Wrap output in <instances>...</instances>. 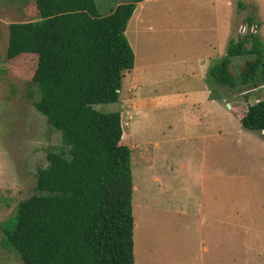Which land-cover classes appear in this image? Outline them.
<instances>
[{
	"label": "rangeland",
	"instance_id": "374dc122",
	"mask_svg": "<svg viewBox=\"0 0 264 264\" xmlns=\"http://www.w3.org/2000/svg\"><path fill=\"white\" fill-rule=\"evenodd\" d=\"M32 1L0 0V222L12 219L19 203L37 194L38 169L48 164V152L63 147L60 133L33 105L39 98L37 86L6 71L8 26L28 19L23 9ZM130 1L95 0L104 15ZM250 31L264 46V0H141L129 22L125 33L135 54L141 96L187 92L203 84L213 91L207 105L132 110L123 103L134 73L130 70L119 101L95 106L125 112L132 149L135 264H175L187 255V241L177 245L176 235L169 237L176 231L170 222L198 219L246 221L263 234L257 237L250 229L242 243L234 240L229 247L220 240L216 252L196 245L190 253L197 257L196 264H264V137L240 127L231 110L264 100V81L230 86L216 84L209 75L229 45ZM251 58L236 56L230 65L238 73ZM209 110L217 127L227 128L215 140V179L209 176L207 161L206 177H200L198 161L200 152L214 143L200 138L208 133L204 127H214ZM193 228L185 230L196 231ZM0 264H23L1 229Z\"/></svg>",
	"mask_w": 264,
	"mask_h": 264
},
{
	"label": "trees",
	"instance_id": "16d2710c",
	"mask_svg": "<svg viewBox=\"0 0 264 264\" xmlns=\"http://www.w3.org/2000/svg\"><path fill=\"white\" fill-rule=\"evenodd\" d=\"M139 2L104 15L95 0H33L23 9L28 19L8 26L6 71L37 86L33 105L63 146L38 169L37 194L0 222L23 264H135L125 112L95 106L118 102L124 75L134 68L125 32ZM244 55L254 58L236 73L231 60ZM209 75L230 86L264 81V46L255 32L232 42ZM232 110L242 128L264 137V100Z\"/></svg>",
	"mask_w": 264,
	"mask_h": 264
},
{
	"label": "crops",
	"instance_id": "0c3cea01",
	"mask_svg": "<svg viewBox=\"0 0 264 264\" xmlns=\"http://www.w3.org/2000/svg\"><path fill=\"white\" fill-rule=\"evenodd\" d=\"M133 15L131 19L133 18ZM132 70L134 73L130 79V85L127 86L126 93H125L128 95L124 96L127 99H126V102H123V103H128V107L132 110L133 109L136 111L148 110L156 106L172 107L174 105H183L186 103L190 105H196V104L207 105L211 103L213 91L211 89H208L204 84L203 86L197 89H193L187 92L166 93V94L163 93L160 95L141 96L139 94L140 92H138V89H137L138 87H137V82H136L137 77H135V69L133 68ZM123 103L121 106H124ZM246 106H243V105L232 106L231 110L233 107H246ZM207 115L209 116L210 121H212L214 127H204L203 128L204 131L208 133H204V135H201L200 138L202 139L212 138L214 143L212 145L210 144V146L208 147L209 149L205 147L204 151L200 152L198 161H200V169L203 170L201 171L200 177L203 179H205L206 177V173H205L206 166L203 167V164L205 165L207 161L211 163L208 169L210 172L209 176L211 177L212 175V177L215 179L216 177L215 140L217 136H220L222 133L227 132V128L217 127V125L215 124V114L210 113V110L207 112ZM194 131H197L196 127H194ZM261 134L263 135L262 132ZM237 142L241 143L242 142L241 138H238ZM211 147L213 148L212 153H211ZM155 179L159 180V177L156 176ZM170 224L174 225L173 227L176 228V231L172 229V231L169 233V237L172 239L175 234L177 245L180 243L179 241H187L186 249L185 248L183 249V252L186 251L187 255L184 256V253H183V257L181 259H177L175 264H196L197 257H195V255L193 256L190 255L191 251L195 252L196 245H199L200 248L206 252L210 251L211 249H213V251L216 252V244L220 240H223V241L225 240V243L228 246V245H231L234 240H237L238 243H242L244 239V235H248L250 229L255 232L257 237L263 234V231L261 230V228H259V226L253 225L252 227H249L248 222L246 221L243 222L241 220L226 219L224 221H206L205 219H198L197 221H194V222L175 221V222H170ZM192 227H194L193 229H196V231L189 232L185 230L187 228H192ZM192 235H194L195 237L191 241L190 239L192 238ZM244 244L246 245V243Z\"/></svg>",
	"mask_w": 264,
	"mask_h": 264
}]
</instances>
